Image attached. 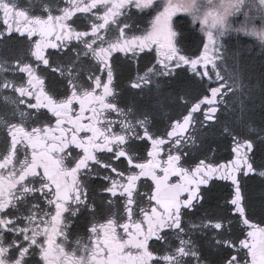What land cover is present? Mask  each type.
<instances>
[{
  "label": "snow or ice",
  "instance_id": "obj_1",
  "mask_svg": "<svg viewBox=\"0 0 264 264\" xmlns=\"http://www.w3.org/2000/svg\"><path fill=\"white\" fill-rule=\"evenodd\" d=\"M0 264H264V0H0Z\"/></svg>",
  "mask_w": 264,
  "mask_h": 264
}]
</instances>
